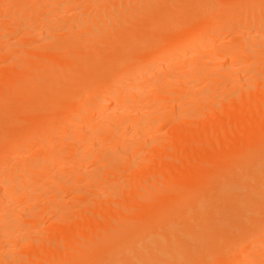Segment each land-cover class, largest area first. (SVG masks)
<instances>
[{
	"label": "rangeland",
	"instance_id": "rangeland-1",
	"mask_svg": "<svg viewBox=\"0 0 264 264\" xmlns=\"http://www.w3.org/2000/svg\"><path fill=\"white\" fill-rule=\"evenodd\" d=\"M73 1L72 0H40V1L39 0H33V1L32 0H0V99H2L0 100V210L3 211L0 212L1 215L0 223H2V225H0V264H27V263L45 264V262L47 264H57L60 258L62 262L64 261L71 262L73 261L74 258L76 261L83 258L81 256L80 258L78 255L84 254V257L85 255H90L89 253H91L90 251L92 250L91 246L96 245V243H98L97 241L101 240L102 237H104L105 235L116 236L118 232L121 230L120 228L121 226H119V224L120 225L124 224L123 221H126L125 223L129 224L127 222L128 220L129 222H131L130 223L131 225H135V223L142 222L141 223L142 225L146 220V217L144 218L142 217L144 220L141 219V215H143L144 212H147V210L151 211L150 213H153L155 210L157 212H160L163 206H166V204L164 205V201H165L164 198H167L168 194H171V192L169 191L170 184L176 183L178 181V179L177 181H174L173 179H176L180 176L183 177L187 176L186 178L189 179L193 177L196 178L195 180H198L199 178L201 180V176L202 178L204 177V175L201 174L202 173L201 168H199V166L196 167L197 164H194V162L191 161L193 160L195 161L198 159L199 163L204 164L205 161L206 164H210V162L207 159L210 157L211 159L215 158L216 154L215 151L208 153L206 152L207 154H209L210 157L205 155L207 156V159L205 160L204 158L205 156L203 157L200 155L202 158V160H200V158L197 156L200 153L193 151L192 147H190V145L193 146L194 141H197L195 139L198 137V135H196L197 133H199V137H204V135L210 134L208 130L209 128H211L212 123L217 124L218 122L220 124H223L225 123V120L230 121V119H232L231 115H233L232 117H234L235 119L236 116H238L239 114L235 115V113L232 112L234 111V109L236 110V106L240 104V101H242V104L245 105L244 106L245 109L243 106L239 109H244L246 114L245 112L240 110L241 111L240 114L242 115L239 116L240 117L246 116L248 119L247 124L248 122L249 123L254 122L257 118H259L258 116H260L259 111L256 112L254 111L257 109L258 101L259 102L264 101L263 99L264 90L262 89L264 88V75H263L264 74V69H263L264 68V25H263L264 21L261 24L263 25L262 27L257 26V28L261 29L260 30L255 27L254 29L252 27L247 28L246 24L243 25L244 21L242 22L241 17H240L241 19L238 18L240 21H237V19L235 18L236 22L239 23L238 24L235 22V25L238 24V26H236L238 32L236 31L235 28H233L235 30L234 32L233 29L232 31L230 30L231 28L227 30L228 27L224 29L223 32H220V28L223 27L222 21L225 20L224 16H227V14H229L227 13V11L233 14L232 12L234 11L233 7L235 8L236 6H238V4L244 5L243 4L244 2L242 4H240L239 1L236 2L234 0H232V2L230 3L228 2L226 9L227 11L224 12L223 10L225 9H223L220 12V14H223V16L219 15L218 17H216L214 22L211 23V25L209 24L210 26L209 25L207 26L206 31L208 32L205 33L206 37H203L204 36L203 35L198 40L199 43L198 41L197 42L195 41L192 43V45L190 43L188 44L186 43L185 45H183L181 51H177L174 54L176 55L175 56L176 59L175 57H172L173 58L172 60L171 58H169L168 61H166L167 60L166 59L165 60L166 64H164L165 62H162L163 64H160L161 62L158 59L157 61L159 62L154 61L152 64H150L151 67L148 66L149 64L146 66L144 65L145 66L143 67L144 69H140L141 71H137V73L132 75V77L130 75L128 78H126L127 79L126 81L120 80V82H118L115 81V79L117 78L116 75L124 66L139 64V62H136V60L132 61L130 59H128L127 61L124 59V61L126 62L124 61L118 62L117 60L118 55L124 54L125 53L124 49H127L128 51L131 52L137 51V53L138 50L143 53L152 51L153 55L155 56L157 54H160L159 49L162 46V39L164 40L165 38L164 35L166 36L168 33V32L165 33L164 31H169V27L170 28L178 27L186 24L193 25L194 23L196 25L199 24L200 19H198L199 17L198 11L201 8L200 5L202 0H186L188 1L187 7L185 0L183 1L164 0L165 2H163V4L161 5L159 4L161 3L159 1L162 0L159 1L155 0V2L152 0L149 1L139 0L141 1V3L138 0H73ZM178 1L182 2L180 6L178 5L180 4L178 3ZM247 1L249 0H246L245 2ZM134 3L138 4V6ZM143 3L146 5V6L144 5L145 8L141 6L143 5ZM153 3L155 4L158 3L160 6L157 7L156 5L158 4L153 6ZM247 4L245 6H248ZM163 5L166 6L164 7ZM176 5L178 7H176ZM135 6H137L138 9L140 7V10H138L137 7ZM153 7L156 8L155 9L156 12L151 11L152 10L151 8ZM182 7L185 8L183 9ZM133 9L134 10L137 9L135 10V13H133L134 11ZM131 10L132 13L131 12L129 13V11ZM169 10L170 11L174 10L173 14L169 13ZM252 10L253 9L250 10L251 11L250 13L253 14L254 16H257V14L260 15L258 9L257 11H255L256 9L253 11ZM137 11L144 12L146 18L143 15L144 13L142 14L140 13L139 15L140 17L136 18L137 16L135 15H137L136 13ZM119 13L122 16L119 15ZM147 13H149V15ZM125 16H127V18ZM153 17H155V19ZM262 17H264V15ZM134 19H136L137 21L136 20L134 21ZM98 20H100L101 22ZM128 22L131 23L129 24ZM133 22H136V24ZM240 23H242L243 26L240 25ZM112 24H115V26ZM143 25L145 27H141ZM69 26L71 28H69ZM167 26L168 28L166 29ZM239 26L242 28H240ZM243 27L245 29H243ZM102 28L105 29L103 30ZM115 29L117 31L118 30H123V31H120V33L117 34L115 32ZM215 29L217 30V32H214L216 31ZM87 31L90 33H87ZM107 32H112L113 34L108 33L106 34V37L102 36L101 33L105 34ZM220 33H224V34L219 35ZM258 33L261 39L257 43L258 46L255 47L256 49L254 50V52L249 54V58L247 57L245 60H243V62L241 63L243 66L241 64L236 67L232 66V68H234L235 71L233 75L232 74L230 75L233 77H231L230 75L225 76L223 72L228 71L226 69H228L232 65L230 62H231V53L234 51L233 50L234 46L236 45L238 46V44L242 43L243 45H246V47L248 46V48H251L253 44L251 43V45H247L246 43L250 44V42H252L251 37L256 36ZM242 34H244V37ZM110 35H112V37ZM139 36L143 37L144 39H140ZM241 37H243L245 41H242ZM202 42L203 43L205 42L204 45L202 44ZM223 43H225V45H223ZM104 45L106 46L104 47ZM186 45L189 46L185 47ZM220 46H226V54H223L221 56L219 55L220 53H218L216 50ZM131 52L129 54H131ZM177 53L179 54L182 53V55H179ZM104 54L107 55L105 56ZM108 55H110V57H108ZM102 56L103 58L101 59ZM111 56L114 57L111 58ZM160 56L162 57V55ZM246 56H248V54ZM109 58L111 60H109ZM99 59H101L102 62L101 61L98 62ZM44 60L46 61L44 62ZM33 61L36 64H34ZM218 61H220L221 63L218 66L216 65L217 69H219L220 71L222 70V72L220 73V75L218 74L219 76L218 75L215 76V78L217 79L215 80L214 78L211 79V81L214 80L212 81L213 82L212 84L210 83L211 82L210 80H208V82H205L203 79H202L203 81L200 79L194 80L195 83H193L194 82L193 79L196 78L197 72L199 73L202 72V69L204 70L207 68L211 69L213 65L211 67L209 65ZM106 62L109 64H105ZM192 62L195 64H193ZM207 62L208 64H206ZM157 63L158 65H156ZM101 64L104 66H102ZM153 65L156 66L153 68ZM117 69L118 71L116 72V74L115 73L113 74L112 72ZM240 73L242 75H240ZM191 74L193 75L195 74L196 76H193ZM74 76L76 79L73 78ZM107 79H109V81L110 80L115 81L114 84L116 87L113 84L110 85V82L111 83L113 82L112 81L108 82ZM173 79L175 81H172ZM104 80L107 81L108 84ZM167 80H170L174 84L175 82L177 83L179 82V84H177L176 86L173 84L170 87L165 88L163 84L167 82ZM237 80L239 82H237ZM190 82H192V84H189ZM183 83H186V85ZM106 84L112 88V89L109 88V91H112V94H114L115 96L121 97L122 101L116 100L115 99L116 97L115 98L112 97L113 99L111 97L110 98L108 97V99L111 100H109L108 102L106 98V102L104 101L105 99L103 97L104 92H102L101 90L103 89L107 90L106 89L107 86L105 87ZM240 84L243 85L241 86ZM101 86L102 89L100 90ZM239 86H241V88ZM258 88H260L259 90L263 92L258 91ZM172 90L174 91L176 90L175 92L176 95L175 94L171 95ZM246 90L249 91L250 93H248ZM256 91H258L257 93L259 95H257ZM125 92H127L126 93L127 95H125ZM130 92L131 93L135 92L137 93V95L136 94L131 95ZM164 93L166 94L164 95ZM242 94L243 96H245L246 94V97H244V99ZM162 95L165 98H163ZM184 95L186 96V99H183L182 96ZM155 96L160 99L158 101L155 100L157 101L156 105H155V101L153 100L156 99ZM174 96H176V98H174ZM256 96L259 98H257ZM95 98L97 100V103L96 101H94ZM100 98L103 99L102 101L104 102V104L103 102H98L101 101ZM144 98L147 100H145ZM161 98H163L162 102H159L161 101ZM169 98H171V100H169ZM256 98L258 99V101H256L257 100ZM200 99H202L203 101ZM123 100H125L126 103ZM148 100L151 101L153 100L152 104L150 103L151 106L149 105L150 107H152L149 108L150 110L148 108L145 109V107H143L144 105L149 104ZM196 102L197 104H194ZM95 104H99V105H95ZM247 105H250L251 107L250 106L248 107ZM252 105L254 106V108L255 107L256 108L253 109ZM115 108L118 111L115 110ZM135 108L140 109V112L142 111L143 113L142 112L139 113V110L138 109L135 110ZM239 109H237L238 113H239ZM73 111L75 112L72 113ZM174 111L175 113L173 114ZM226 111L230 116V117L228 116V118ZM247 111L249 112L247 113ZM250 111H253L252 114H250L252 116L247 115L251 113ZM113 112L118 114L117 117L120 114V120H118V118L116 117H113ZM70 113H72L73 116H75V118L73 117L74 119L72 118V115H69ZM201 113L203 114V116H201ZM140 114L142 115L140 116ZM221 114L225 116L224 119L223 118L220 119V117L223 116ZM108 115L110 118L113 117L114 120L115 119L117 120V121L115 120L116 124L121 123L125 126H129L128 128L130 129L132 127V129L129 130L126 129V127L125 129L118 128L115 129V131L112 130L113 133L108 132L111 135H106L107 133L105 134V132H102L104 130L102 128L104 126H107V123L112 121V119L110 120ZM151 115L153 118H151ZM217 115L220 116L217 117ZM143 117L145 118V120H147L146 118L149 119V122H147L148 127H146V125L143 124L145 126H143L144 128L140 130L142 128L141 123L144 122ZM105 118L108 119L109 121L106 120ZM62 119L67 120V123L70 124L67 125L66 121L63 122ZM150 119H153V121L155 122H152V120ZM138 120L139 121L141 120L140 121L141 123ZM98 121H100V123H98ZM207 121L211 122V124L206 123ZM103 122H105L106 124L104 125ZM149 123L151 125H154L153 123H158V124H155L154 126H149ZM199 123L201 124L199 125ZM102 124L104 125L103 127H101ZM129 124L132 126H130ZM134 124H137L136 128L139 126L141 128L139 127L138 129L134 130L133 127L135 126ZM138 124L140 125L138 126ZM194 124H196L197 126ZM119 126L117 125V127ZM196 127H198L199 129L198 128L195 129ZM116 130L119 132L116 133L117 132ZM158 130L160 132H158ZM40 131H42V133ZM138 131L140 133L137 134L136 132ZM195 131L196 133H194ZM101 132L104 135L101 136L100 134ZM141 133L142 135H140ZM240 134H242V132ZM243 134L242 135L237 134L238 135L237 137L241 136L247 138L248 133L244 132ZM96 136L99 138H96ZM100 137H102L103 140L100 139ZM207 137L208 136H206V138ZM214 137H211L210 139ZM133 138L135 141L133 140ZM141 138L142 139L144 138L143 141H140ZM145 138H147L149 141L146 142L147 140H145ZM187 138H189L190 140ZM232 138L233 137L231 138L228 137L229 140L234 139ZM215 139L214 141H217V139L216 140ZM236 139L239 140V138ZM98 140L100 141L102 140V141L100 142ZM172 140H174L173 142H175V144L173 143V145L171 143ZM238 140L235 141L238 142ZM130 141L131 144H129ZM209 141H206V139L204 141L206 142L207 146L209 145L208 144ZM235 141L233 140L231 142L236 143ZM210 142L211 144L214 145L212 141ZM124 143L125 145H123ZM137 143L140 145L137 146ZM183 144L191 148L190 152H192V154L193 152H195L194 155H191L194 159L189 157L190 158L188 159L189 161H186L185 157L186 155H188L187 153L189 148H186ZM95 148L96 150L97 149L98 150L96 151ZM172 148H174L173 149L174 152L171 150ZM196 148L198 149V147ZM100 149L102 150L100 151ZM122 149H124L126 152H129V154H131L130 155L132 157L131 162H130V156H128L129 158L127 157L122 159L121 157L123 155L121 156L120 153L117 154L121 150V153L123 152L124 154L129 155ZM185 149L187 151L186 154L181 153L183 150L185 151ZM201 149L204 151L203 148ZM131 150L133 151V154L132 152L130 153ZM160 151L161 153H159ZM175 151L176 152L179 151L178 153L183 154L185 157L182 158L181 156L183 155L180 156ZM165 153H167V155ZM211 154H215V155H211ZM81 155H83L82 156L83 158L81 157ZM118 155H120V157ZM126 155L124 157H126ZM174 156L175 158L177 156L178 159L177 158L175 159ZM53 157H60L61 159L59 158L58 162H54L52 159ZM168 157H170V159ZM119 158H121V160H119ZM141 158L143 160H141ZM164 159H166L167 161H164ZM123 160H128V161L123 162ZM175 160L178 161V163L179 161L183 162L181 165L184 168L185 167L184 164H185L187 170L181 169V166L179 165L176 166L177 164H175L176 163ZM186 162L189 163L190 165H195V166L190 167ZM130 163L132 165H130ZM143 163L147 164L148 166L144 165ZM126 164L129 165L127 166ZM167 164L170 165L169 169H171L170 171L168 169L165 170L166 172H168V175L166 174L165 171H163V168H159L160 166H164ZM34 166H36L37 168L35 169ZM42 166L47 169H42L43 168ZM172 166L175 167V169L177 170L176 171L173 170ZM205 166L203 167L206 168L207 170L208 167ZM154 167H155L154 170H157L159 168L158 169L159 172L162 173V174L160 173V175H162L160 176L162 179L159 178V175L158 176L154 175L155 174L153 173ZM145 171H147L146 172L147 174L145 173ZM173 171H175L176 174ZM177 171L181 173L179 174L177 173ZM148 173L150 175H148ZM198 175L200 177H198ZM186 178L185 179L179 178V179L188 180ZM151 179H153L156 182L151 181ZM29 180L30 182L27 183ZM63 181H65L66 184L63 185L64 183ZM22 182L24 184H22ZM146 182H149L148 184L153 185V188H155L156 190L150 188V186L147 185ZM160 182L162 184H160ZM50 185L52 187H50ZM93 185L94 186L96 185L95 188H93L94 187ZM158 185L160 186L162 185V186L157 187ZM73 186L75 188H73ZM131 186L133 189L132 192H131ZM201 186L207 187L208 182H204V184H202ZM55 187H57L58 189ZM89 187L92 188L93 190L90 189ZM197 187H200V184L197 185ZM32 190L33 192L34 191L36 192L30 194L29 191L32 192ZM28 192L29 195L27 196L24 195L25 193ZM45 192L47 195L44 194ZM125 192L127 194H125ZM152 193H154V195ZM120 194L121 197H119ZM160 195H162L161 196L162 200L159 199ZM128 196H130V199H132V201L129 200ZM25 197H27V199ZM110 197L115 199L113 200ZM118 198H121L124 201L122 202V200L121 199L119 200ZM110 199L114 201L116 204L114 202L112 203ZM130 203L132 204V206H134V209ZM125 204L127 205L128 208L130 207L132 208V210L131 208L129 209L130 213L131 211L133 212V210L137 211V212L134 211V213L131 214L132 216H134L133 218H131V215L129 214L130 215L129 218L131 220L129 218H126L128 216L126 215L127 213L125 212L127 211L125 210H128V208L125 206ZM137 205H139V208L136 207ZM109 206H115L113 208L118 216L116 215V213L112 211L113 208L112 207L110 208ZM102 208H106V209L103 211ZM142 208H145L144 210H146L147 208V210L141 213L140 215L138 211H143ZM16 211L18 214H15ZM96 211L99 212L95 214ZM85 212L87 213V215ZM101 213H105V214L103 215ZM109 213H111V215ZM112 213H114L116 217L119 218L118 219L115 218V215H113ZM153 214H155L154 217L157 218V213L154 212ZM85 215L87 219L82 218V216L84 217ZM94 215H98V217ZM109 216H111V220H112L111 222L107 220ZM120 216L121 217L124 216V217L120 219L121 218ZM101 217H104V222H106V224H103L104 222L101 220L102 219ZM138 217H140L141 221L140 219H137ZM154 217H151L150 219H155ZM78 219L85 226L79 224L80 222H78ZM83 219L87 220V222L90 223V226H88L89 224H87L86 226V222ZM1 220L4 222H2ZM91 222H93V224ZM95 222L97 223L96 224L97 228H94ZM74 224L77 228L74 226ZM126 224L122 226H128ZM108 225L111 226V229H109L110 227H108ZM106 227L107 229H105V231H101ZM62 228H66V230L64 229V231L61 232L60 230H62ZM74 228L76 230L78 229L80 230L82 228H86V229L85 231L80 230V234H79V233H75L76 231ZM124 228H128L127 230L129 231L131 226L123 227V229ZM97 229H99V235L98 232H96ZM53 230H55L54 231L55 233L53 232ZM79 230L77 232H79ZM114 230L118 232L117 233L113 232ZM91 231H94V233L93 232L92 233L98 236L97 237L95 236L94 238L90 239L88 234L91 233ZM100 231L102 233H100ZM104 232H108V233H104ZM76 234L80 235L81 238L83 237V239L85 240L80 239L79 238L80 236H77ZM61 237L64 239H62ZM87 237L90 241L87 239ZM68 238H70V241L68 240ZM263 238L262 240L264 243ZM73 239L74 241L76 240L77 242L76 241L74 242ZM63 242L67 243L63 245L64 247H62L61 245ZM259 242L260 241H257L254 245L252 244L249 247L250 248L249 251H247L248 248H246V252L244 251V253H246L245 256L249 255L248 257L250 258H246L249 261H251L252 258L253 260L260 259V257L264 255V250L261 249L263 243L261 241L262 244L261 245ZM54 244L57 246H55ZM70 247H72V249H77L78 253L75 250H73V252L69 250ZM24 251L27 252L25 253ZM65 251L67 252L64 253ZM63 257L64 258L69 257L70 259L68 258L69 260H63ZM71 263L76 264L74 262Z\"/></svg>",
	"mask_w": 264,
	"mask_h": 264
},
{
	"label": "bare ground",
	"instance_id": "bare-ground-1",
	"mask_svg": "<svg viewBox=\"0 0 264 264\" xmlns=\"http://www.w3.org/2000/svg\"><path fill=\"white\" fill-rule=\"evenodd\" d=\"M33 1V0H32ZM40 1V0H39ZM73 1V0H72ZM139 1V0H138ZM146 1V0H145ZM149 1V0H148ZM152 1H154L155 2V0H152ZM157 1H159V0H157ZM156 1V2H157ZM179 1H183V0H179ZM178 1V3H180V4H178V3H176V4H178L179 6L181 5V3L182 2H179ZM234 1H236V2H238L239 1V3L240 4H242L243 2V4L244 5H239L238 4V6H236L235 8L233 7V9H234V11H232L233 12V14L232 13H230L229 11H227L226 9H227V4H228V2L230 3V2H232V0H202L201 1V8L199 9V11H198V13H199V17H198V19H200V21H199V24H186V25H181V26H178V27H169V31H164L165 33L166 32H168L167 33V35L165 36L164 35V40L162 39V46H161V48L159 49L160 50V54H157L156 56L155 55H153V53H152V51H149V52H145V53H143V52H140L139 50H138V53H137V51H135V52H131V51H128L127 49H124V54H119L118 55V58H117V60H118V62H122V61H124V59L127 61L128 59H130V60H136V62H139V64L138 65H127V66H124L118 73H117V80L115 79V81H118V82H120V80H127L126 78H128L130 75H131V77H132V75H134L135 73H137V71H141L140 69H144L143 67H145L146 65H148L149 67H151L150 66V64H152L154 61H157L158 59H159V61L161 62L160 64H163L162 62H165V60L166 61H168V59L169 58H171V60L173 59L172 57H175L176 55H174L177 51H181V48L183 47V45H185L186 43L188 44V43H190L191 45H192V43L193 42H197L203 35V37H206V35H205V33H207L208 31H206L207 30V26L210 24L211 25V23H213L214 22V20L216 19V17H218L219 15H222L223 16V14H220V12L223 10V9H225V10H223L224 12L225 11H227V13H229V14H227V16H224L225 17V20L224 21H222L223 23V27L222 28H220V27H217V28H220V32H223V30L224 29H226L227 27V30L229 29V28H231L230 30L232 31V29L233 28H235L236 29V31H237V27L236 26H238V22H236V19H237V21H240L239 19H241L242 20V22H243V25L244 24H246L247 25V28H249V27H252L253 29H254V27L255 28H257V26L258 27H262L263 25H261L262 24V22L264 21V17H262L264 14V0H249V1H247V2H245L244 0H234ZM233 1V2H234ZM19 2V1H18ZM73 2H75V1H73ZM93 2V1H92ZM140 3H141V1H139ZM159 2H161V3H159L160 5L161 4H163V2H165L164 0H162V1H159ZM132 3V2H131ZM130 3V4H131ZM185 3L187 4L188 3V1H186L185 0ZM248 5V6H245L246 4ZM249 3H251V4H249ZM134 4H136V3H134ZM149 4V3H148ZM156 4H158V3H156ZM155 3H153V6L154 5H156ZM156 5L157 7H159L160 5ZM165 4V3H164ZM175 4V3H174ZM186 4H183V5H186ZM3 5V4H2ZM5 5V4H4ZM27 5V4H26ZM137 6H138V4H136ZM144 3H143V5H141V6H143L144 7ZM151 5V4H150ZM150 5H149V7H150ZM116 6V5H115ZM125 6V5H124ZM133 6V5H132ZM137 6H135V7H137ZM140 6V5H139ZM146 6V5H145ZM164 6V5H163ZM162 6V7H163ZM166 6V5H165ZM164 6V7H165ZM174 6V5H173ZM188 6V4L186 5V7ZM242 6V7H241ZM148 7V6H147ZM175 7V6H174ZM176 7H178L177 5H176ZM238 7V8H237ZM145 8V7H144ZM179 8H181V7H179ZM183 8V7H182ZM185 8V7H184ZM183 8V9H184ZM2 9V8H1ZM131 9V8H130ZM137 9H138V7H137ZM137 9H135V10H137ZM148 9V8H147ZM146 9V10H147ZM152 10V12H156L155 11V9L156 8H151ZM170 9V8H169ZM251 9H253V10H255V11H257V9L259 10V14L260 15H258L257 14V16H254L253 14H251L250 12V10ZM134 10V9H133ZM135 10L133 11V13H135ZM138 10H140V7H139V9ZM175 10V9H174ZM174 10H172V11H170L169 10V13H172L173 14V12H174ZM252 10V11H253ZM120 11H121V9H120ZM128 11V10H127ZM143 11H145V10H143ZM178 11V10H177ZM132 13V10L131 11H129V13ZM167 12H168V10H167ZM82 13V12H81ZM84 13V12H83ZM87 13V12H86ZM122 13V12H121ZM137 13V15H135V16H137L136 18H138V17H140L139 15H140V13L142 14V13H144V12H139V11H137L136 12ZM150 13V12H149ZM149 13H147L148 15H149ZM80 14V13H79ZM226 14H224V15H226ZM262 14V15H261ZM116 15V14H115ZM115 15H114V17H115ZM119 15H121L120 13H119ZM128 15V14H127ZM133 15V14H132ZM144 16H145V18H146V15H145V13L143 14ZM152 15V14H151ZM122 16V15H121ZM160 16V15H159ZM126 18H127V16H125ZM124 17V18H125ZM134 17V16H133ZM227 17V18H226ZM241 17V18H240ZM125 18V19H126ZM142 18V17H141ZM145 18H143V19H145ZM154 19H155V17H153ZM161 18V17H160ZM236 18V19H235ZM239 18V19H238ZM152 19V18H151ZM221 19V18H220ZM228 19V20H227ZM102 20V19H101ZM124 20V19H123ZM136 19H134V21H135ZM153 20V19H152ZM218 20V19H217ZM227 20V21H226ZM68 21V20H67ZM78 21H80V20H78ZM98 21H100V20H98ZM112 21V20H111ZM137 21V20H136ZM157 21V20H156ZM101 22V21H100ZM106 22V21H105ZM131 22H132V20H131ZM131 22H128L129 24L131 23ZM153 22V21H152ZM217 22V21H216ZM235 22L236 23H238V24H236L235 25ZM82 23H83V21H82ZM133 23H135L136 24V22H133ZM132 23V24H133ZM117 24V23H116ZM153 24H155V23H153ZM225 24V25H224ZM70 25H71V23H70ZM80 25V24H79ZM85 25V24H84ZM109 25V24H108ZM112 25H114L115 26V24H112ZM122 25V24H121ZM134 25V24H133ZM150 25H152V24H150ZM209 25V26H210ZM235 25V26H234ZM240 25H242V23H240ZM242 25V26H243ZM246 25H245V27H246ZM87 26V25H86ZM113 26V27H114ZM128 26V25H127ZM138 26V25H137ZM147 26V25H146ZM103 27V26H102ZM123 27V26H122ZM129 27V26H128ZM141 27H145L144 25L143 26H141ZM240 27V26H239ZM69 28H71L70 26H69ZM124 28V27H123ZM168 28V26L166 27V29ZM240 28H242V27H240ZM252 28H250V29H252ZM77 29V28H76ZM75 29V30H76ZM103 29V28H102ZM105 29V28H104ZM103 29V30H104ZM125 29H127V28H125ZM136 29V28H135ZM139 29V28H138ZM155 29V28H154ZM243 29H245L244 27H243ZM257 29H260V28H257ZM66 30V29H65ZM65 30H63V31H65ZM83 30V29H82ZM140 30H142V29H140ZM213 30V29H212ZM216 30V29H215ZM240 30V29H239ZM261 30V29H260ZM84 31V30H83ZM97 31V30H96ZM110 31V30H109ZM120 31H123V30H116L115 29V32L118 34V33H120ZM235 30L233 29V32H234ZM248 31V30H247ZM49 32V31H48ZM74 32V31H73ZM113 32H114V29H113ZM144 32V31H143ZM214 32H217V30L216 31H214ZM225 32V31H224ZM238 32V31H237ZM249 32H250V30H249ZM263 32V31H262ZM61 33V32H60ZM87 33H90V32H88L87 31ZM93 33V32H92ZM96 33H98V32H96ZM108 33H112V32H107V33H101L102 34V36H105L106 37V34H108ZM122 33V32H121ZM147 33V32H146ZM245 33V32H244ZM257 33V32H256ZM83 34V33H82ZM101 34H99V35H101ZM113 34V33H112ZM116 34V35H117ZM127 34H129V33H127ZM138 34V33H137ZM149 34V33H148ZM224 33H220L219 35H223ZM252 34V33H251ZM60 35H62V34H60ZM94 35H96V34H94ZM99 35H98V37H99ZM115 35V34H114ZM156 35H158V34H156ZM214 35V34H213ZM243 35V37H244V34H242ZM67 36V35H66ZM69 36V35H68ZM76 36V35H75ZM75 36H73V37H75ZM85 36V35H84ZM87 36V35H86ZM111 37H112V35H110ZM119 36V35H118ZM140 37V36H139ZM138 37V38H139ZM156 37V36H155ZM219 37H221V36H219ZM235 37H237V36H235ZM243 37H241V39H242V41H245V39H243ZM64 38V37H63ZM93 38V37H92ZM146 38V37H145ZM207 38H209V37H207ZM246 38V37H245ZM248 38H250V37H248ZM85 39H86V37H85ZM114 39V38H113ZM136 39H137V37H136ZM140 39H144L143 37H140ZM240 39V40H241ZM251 41L252 42H250V44H248V43H246L247 45H251V43L253 44L252 45V47L251 48H248V46L246 47V45H243L242 43L241 44H238V46L236 45V46H234V48H233V52L231 53V66L228 68V69H226V70H228V71H225V72H223L224 74H225V76H228V75H230V74H232L233 75V73H234V68H232V66L233 67H236V66H238V65H240L242 62H243V60H245L247 57L249 58V54L250 53H253L254 52V50L256 49L255 47L256 46H258L257 45V43L259 42V40L261 39V37H260V35H259V33L256 35V36H254V37H251ZM64 40H66V39H64ZM95 40V39H94ZM122 40V39H121ZM120 40V41H121ZM119 41V40H118ZM79 42V41H78ZM125 42V41H124ZM206 42V41H205ZM204 42V43H205ZM234 42V41H233ZM236 42V41H235ZM61 43V42H60ZM145 43H147V42H145ZM198 43H199V41H198ZM204 43L202 42V44L204 45ZM215 43V42H214ZM77 44V43H76ZM104 44V43H103ZM261 44V43H260ZM109 45V44H108ZM118 45H120V44H118ZM206 45V44H205ZM209 45H210V43H209ZM223 45H225V43H223ZM98 46H101V45H98ZM106 45H104V47H105ZM187 46H189V45H186L185 47H187ZM212 46V45H211ZM261 47V46H260ZM119 48V47H118ZM159 48V47H158ZM44 49V48H43ZM98 49V48H97ZM121 49V48H120ZM184 49V48H183ZM215 49V48H214ZM82 50V49H81ZM130 50V49H129ZM133 50H135V49H133ZM217 50V52L218 53H220L219 55L221 56V55H223V54H226V46H220L219 48H217L216 49ZM231 50V49H230ZM104 51V50H103ZM119 51V50H118ZM158 51V50H157ZM184 51V50H183ZM189 51H191V50H189ZM204 51V50H203ZM73 52V51H72ZM131 52V54H129ZM93 53V52H92ZM154 53H156V52H154ZM183 53V52H182ZM182 53H177V54H179V55H182ZM187 53V52H186ZM193 53V52H192ZM207 53V52H206ZM63 54V53H62ZM84 54V53H83ZM94 54V53H93ZM184 54V53H183ZM248 54V56H246ZM72 55V54H71ZM75 55V54H74ZM85 55V54H84ZM103 55V54H102ZM105 56L107 55V54H104ZM160 55H162V57L160 56ZM174 55V56H173ZM179 55H178V57H179ZM192 55V54H191ZM63 56V55H62ZM99 56H100V54H99ZM104 56V57H105ZM116 56V55H115ZM246 56V57H245ZM77 57H78V55H77ZM108 57H110V55H108ZM112 57H114V56H111V58ZM158 57V58H157ZM194 57V56H193ZM223 57V56H222ZM229 57V56H228ZM103 58V56L101 57V59ZM195 58V57H194ZM89 59V58H88ZM101 59H99L98 60V62L99 61H101L102 62V60ZM119 59H120V61H119ZM175 59H176V57H175ZM79 60V59H78ZM92 60V59H91ZM109 60H111L110 58H109ZM115 60V59H114ZM129 60V61H130ZM162 60V61H161ZM46 60H44V62H45ZM80 61V60H79ZM116 61V60H115ZM126 61H124V62H126ZM159 61H157V62H159ZM199 61V60H198ZM34 62V61H33ZM105 62V61H104ZM112 62V61H111ZM189 62V61H188ZM81 63V62H80ZM193 63V62H192ZM197 63V62H196ZM221 62L220 61H218V62H215V63H213V64H211V65H209L210 67H211V69L209 68H207V69H202L203 68V66H202V72H197V76L194 74H191V75H193V76H196V78H194L193 79V81L194 80H204L205 82H208V80H210L211 81V79H213L214 78V80L215 79H217V78H215V76H217L218 74L220 75V73L222 72V70L220 71L219 69H217V66L220 64ZM34 64H36L35 62H34ZM104 64V63H103ZM105 64H109V63H105ZM104 64V65H105ZM164 64H166V62L164 63ZM183 64V63H182ZM193 64H195V63H193ZM206 64H208V62L206 63ZM260 64V63H259ZM84 65V64H83ZM87 65H89V64H87ZM96 65V64H95ZM102 65V64H101ZM104 65H102V66H104ZM145 65V66H144ZM156 65H158V63L156 64ZM156 65H153V68L156 66ZM203 65V64H202ZM215 65V66H214ZM217 65V66H216ZM242 65V64H241ZM261 65V64H260ZM75 66V65H74ZM222 66H224V65H222ZM243 66V65H242ZM27 67H29V66H27ZM88 67H90V66H88ZM101 67V66H100ZM99 67V68H100ZM159 67V66H158ZM163 67V66H162ZM194 67V66H193ZM205 67V66H204ZM216 67V68H215ZM220 67V66H219ZM164 68V67H163ZM212 68H213V70H212ZM215 68V69H214ZM223 68H225V67H223ZM256 68H258V67H256ZM221 69V68H220ZM264 69V68H263ZM148 70V69H147ZM204 70V71H203ZM256 70V69H255ZM118 71V69L117 70H115V71H113L112 73L114 74H116V72ZM224 71V70H223ZM262 71V70H261ZM142 72H144V71H142ZM160 72V71H159ZM244 72V71H243ZM108 73V72H107ZM140 73V72H139ZM246 73V72H245ZM261 74V73H260ZM262 74H263V72H262ZM152 75V74H151ZM154 75V74H153ZM218 75V76H219ZM240 75H242L241 73H240ZM264 75V74H263ZM53 76V75H52ZM94 76V75H93ZM98 76H100V75H98ZM162 76V75H161ZM231 76V75H230ZM235 76V75H234ZM31 77V76H30ZM46 77V76H45ZM110 77V76H109ZM137 77H138V75H137ZM159 77V76H158ZM231 77H233V76H231ZM73 78H75V76L73 77ZM91 78H92V76H91ZM112 78V77H111ZM192 78V77H191ZM198 78V79H197ZM235 78V77H234ZM239 78V77H238ZM76 79V78H75ZM103 79V78H102ZM110 79V78H109ZM109 79H107L108 80V82H110V81H112V80H110L109 81ZM119 79V80H118ZM133 79V78H132ZM160 79V78H159ZM158 79V80H159ZM175 79V78H174ZM172 80V81H175V80ZM39 80V79H38ZM89 80H91V79H89ZM131 80V79H130ZM187 80V79H186ZM202 80V81H203ZM214 80H212V81H214ZM227 80H229V79H227ZM233 80V79H232ZM35 81V80H34ZM56 81V80H55ZM80 81V80H79ZM105 81V80H104ZM115 81H112L113 83H111L110 82V85H114L115 86V84H114V82ZM140 81V80H139ZM209 81V82H210ZM210 82L211 84L213 83V82ZM236 81V80H235ZM40 82V81H39ZM106 83H107V81H105ZM117 82V83H118ZM122 82V81H121ZM124 82V81H123ZM153 82V81H152ZM165 82V81H164ZM163 82V83H164ZM197 82H200V81H197ZM204 82V83H205ZM231 82H233V81H231ZM230 82V83H231ZM237 82H239L238 80H237ZM193 83H195V81L193 82ZM31 84V83H30ZM42 84V83H41ZM108 84V83H107ZM105 85V87H106V89L108 90H105V89H103V90H101L102 89V86H101V88H100V90L102 91V92H104V94L103 93H101V94H103V97L105 98L104 99V101L106 102V98H107V100H108V102H109V100H111V99H108V97L110 98H112V97H116L115 99L116 100H121L122 101V98L121 97H118V96H115L114 94H112V91H109V88H111L109 85ZM123 84V83H122ZM130 84V83H129ZM144 84V83H143ZM174 83H172L170 80H167V82H165L163 85H164V87L165 88H167V87H170L171 85H173ZM177 84H179V82L177 83V82H175V86L177 85ZM183 84H185L186 85V83H183ZM189 84H192V82H190ZM67 85V84H66ZM117 85V84H116ZM132 85V84H131ZM188 85V84H187ZM241 86L243 85V84H240ZM7 86V85H6ZM27 86V85H26ZM62 86H64V85H62ZM119 86V85H118ZM140 86V85H139ZM138 86V87H139ZM238 86V85H237ZM241 86H239L240 88H241ZM8 87V86H7ZM116 87V86H115ZM120 87V86H119ZM187 87V86H186ZM68 88V87H67ZM104 88V87H103ZM114 88V87H113ZM122 88H123V86H122ZM135 88V87H134ZM193 88V87H192ZM202 88V87H201ZM211 88V87H210ZM48 89V88H47ZM97 89H99V88H97ZM112 89V88H111ZM164 89V88H163ZM162 89V90H163ZM190 89V88H189ZM247 89V88H246ZM260 88H258V91H260L259 90ZM263 90H264V88H262ZM61 90V89H60ZM71 90V89H70ZM83 90V89H82ZM132 90H133V88H132ZM139 90V89H138ZM183 90V89H182ZM191 90V89H190ZM203 90V89H202ZM240 90V89H239ZM107 91V92H106ZM130 91V90H129ZM140 91V90H139ZM174 93H173V92ZM171 91V95L172 94H175V92H176V90L174 91V90H172ZM184 91V90H183ZM211 91V90H210ZM247 91V90H246ZM258 91H256V93L258 92ZM89 92V91H88ZM136 92V91H135ZM135 92H133V93H131L130 92V94L132 95V94H136L137 95V93H135ZM138 92V91H137ZM188 92V91H187ZM202 92V91H201ZM207 92V91H206ZM205 92V93H206ZM248 93H250L249 91H247ZM254 92V91H253ZM260 92H263V91H260ZM3 93V92H2ZM49 93H51V92H49ZM97 93H99V92H97ZM127 92H125V95H127L126 94ZM151 93V92H150ZM163 93V92H162ZM169 93H170V91H169ZM192 93V92H191ZM241 93H242V91H241ZM240 93V94H241ZM95 94V93H94ZM166 93H164V95H165ZM180 94V93H179ZM190 94V93H189ZM262 94V93H261ZM170 95V94H169ZM170 95V96H171ZM176 95V94H175ZM185 95H187V94H185ZM182 96L183 97V99H186V96ZM208 95V94H207ZM257 95H259L258 93H257ZM263 95V94H262ZM90 96V95H89ZM98 96V95H97ZM157 96V95H156ZM155 96V98L156 99H153L154 101L155 100H160L159 98H157ZM242 96H243V94H242ZM252 96H255V95H252ZM60 97V96H59ZM102 97V96H101ZM148 97H149V95H148ZM162 97L163 98H165L163 95H162ZM169 97V96H168ZM185 97V98H184ZM215 97V96H214ZM238 97V96H237ZM244 97H246V94H245V96H243V99H244ZM257 97V96H256ZM263 97V96H262ZM163 98H161V101H159V102H162V99ZM172 98V97H171ZM171 98H169V100H171ZM174 98H176V96H174ZM189 98V97H188ZM195 98V97H194ZM206 98V97H205ZM253 98V97H252ZM257 98H259V97H257ZM256 98V99H257ZM101 99V98H100ZM113 99V98H112ZM114 99V100H115ZM124 99V98H123ZM145 99V98H144ZM182 99V100H183ZM227 99V98H226ZM242 99V100H243ZM264 99V98H263ZM0 100H2V99H0ZM103 99H101V101H98V102H103L102 101ZM145 100H147V99H145ZM153 100L151 101V100H148L149 101V104H147V105H144V104H142V105H144L143 107H145V109L146 108H152V107H150L151 105H150V103L152 104V102H153ZM166 100V99H165ZM195 100V99H194ZM200 100H202V99H200ZM249 100H251V99H249ZM59 101V100H58ZM94 101H96V103H97V100H96V98H95V100ZM123 101H125V100H123ZM151 101V102H150ZM157 101H155V105H156V102ZM203 101V100H202ZM222 101V100H221ZM256 101H258V99L256 100ZM114 102V101H113ZM236 102V101H235ZM247 102V101H246ZM249 102V101H248ZM250 102H253V101H250ZM10 103V102H9ZM111 103V102H110ZM123 103V102H122ZM125 103H126V101H125ZM128 103V102H127ZM144 103H145V101H144ZM219 103H221V102H219ZM4 104V103H3ZM103 104H104V102H103ZM107 104V103H106ZM187 104H189V103H187ZM194 104H197V102L196 103H194ZM236 104H238V103H236ZM242 104V101H240V104H238L237 106H238V108H237V106H236V110L234 109V111L232 112V113H235V115L236 114H239V115H242V114H240V110H242L243 112H245L244 111V109H245V105H241ZM95 105H99V104H95ZM101 105V104H100ZM150 105V106H149ZM155 105H154V107H155ZM160 105V104H159ZM201 105V104H200ZM123 106V105H122ZM126 106V105H125ZM132 106V105H131ZM164 106V105H163ZM217 106V105H216ZM227 106V105H226ZM244 107V109H239V108H241V107ZM248 107L250 106V105H247ZM246 106V107H247ZM121 107V106H120ZM196 107V106H195ZM204 107V106H203ZM225 107V106H224ZM251 107V106H250ZM252 107H253V109H255L254 108V106L252 105ZM114 108V107H113ZM213 108V107H212ZM211 108V109H212ZM228 108V107H227ZM231 108V107H230ZM119 109H121V108H119ZM136 109H138V108H135V110ZM144 109V108H143ZM160 109V108H159ZM178 109V108H177ZM187 109V108H186ZM237 109H239V113H238V110ZM262 109V110H261ZM263 109H264V101L263 102H259L258 101V106H257V109L254 111V112H256V111H259L260 112V114L259 113H256V114H259L260 116H258L259 118H257L254 122H248V124H247V117L245 116V117H240L239 115L238 116H236V118L234 119V117H232L233 115H231V118L232 119H230V121L228 120V121H226L225 120V123H223V122H221V123H223V124H220V123H218L217 122V124H214V123H212V125H211V128H209V130H208V132L211 134V136H210V134H207V135H204V137H199V133H197L196 135H198V137L197 138H195L197 141H194L193 142V146L192 145H190V147H192V150L193 151H196V152H198V153H200L199 155H197L199 158H200V160H202V158H201V156H205V155H207V156H209V154H207L208 152H214L215 151V154H216V156H215V158H212L211 159V157L210 158H208L207 159V156H205L204 158H205V160L207 159L209 162H210V164H206V162L204 161V164L203 163H199V160L197 159V160H193V161H191V162H194V164H197L196 165V167L197 166H199V168H201V171H202V175H204V177L202 178V176H201V180H200V178L198 179V180H195L196 178H193V177H191L190 179L189 178H186L187 176H180V177H178V178H176V179H173L174 181H177V179H178V181L176 182V183H172V184H170V192H171V194H168V196H167V198H164V196H163V198L165 199V201H164V205L166 204V206H163V208H162V210L160 211V212H157L156 210L154 211L155 213H157V218L156 217H154V215L155 214H153V213H150L151 211H149V210H147V208H146V210H147V212H144V211H146V210H144L145 208H142L143 209V211H138L139 213H140V215H141V213H143L144 212V214L143 215H141V219H143L144 217H146V220L144 221V224H142L141 225V223L142 222H139V223H135V225H137V226H135V225H131L130 223L131 222H129L128 220H127V222L129 223V224H126L125 222L126 221H123L124 222V224H122V225H128V226H131V228H130V230L128 231L127 229L128 228H124L123 229V227H128V226H122V225H120L118 222V224H119V226H121L120 228H121V232L119 231H113V232H118V234L116 235V236H114V235H105L104 237H102V239L101 240H99V241H97L98 243H96V245H94V246H91V248H92V250L90 251L91 253H89L90 255H85V257H84V254L83 255H78L79 257L81 256V257H83V258H81L80 260H75V258L73 259V261H71V262H74V263H76V264H264V255L262 256V255H260V256H262V257H260V259H255V260H253V258H252V260L251 261H249L248 259H246V258H250V257H248V256H245V254L246 253H244V251L246 252V248H248V250L247 251H249V247L253 244H255L257 241H260L259 243L261 244V241H262V243H263V240H262V238H263V235H264V114H263ZM4 110V109H3ZM81 110H82V108H81ZM112 110V109H111ZM115 110H117L116 108H115ZM132 110V109H131ZM139 110V113H141L140 112V109H138ZM142 110V109H141ZM150 110V109H149ZM153 110V109H152ZM154 110H155V108H154ZM153 110V111H154ZM164 110V109H163ZM247 110V109H246ZM248 110H249V108H248ZM105 111V110H104ZM107 111V110H106ZM118 111V110H117ZM183 111V110H182ZM222 111V110H221ZM253 111H250L251 113H249V114H247L248 116H252V115H250V114H252V112ZM262 111V112H261ZM75 111H73L72 113H74ZM80 112V111H79ZM120 112V111H119ZM202 112V111H201ZM211 112V111H210ZM227 112V111H226ZM249 111H247V113H248ZM6 113H7V111H6ZM72 113H70L69 115H72V118L74 117L75 118V116H73V114ZM81 113V112H80ZM143 113V112H142ZM172 113V112H171ZM175 113V111L173 112V114ZM189 113V112H188ZM212 113V112H211ZM65 114H67V113H65ZM95 114V113H94ZM168 114V113H167ZM209 114V113H208ZM207 114V115H208ZM214 114V113H213ZM227 114V118H228V116H229V114H228V112L226 113ZM245 114H246V112H245ZM255 114V113H254ZM59 115V114H58ZM76 115V114H75ZM102 115V114H101ZM117 115L118 114H116V113H114L113 112V117H116V118H118V120H120V114H119V116L117 117ZM125 115V114H124ZM142 114H140V116H141ZM199 115V114H198ZM221 115H223V114H221ZM104 116H106V115H104ZM163 116V115H162ZM169 116V115H168ZM171 116H172V114H171ZM201 116H203V114L201 113ZM209 116V115H208ZM220 115H217V117H219ZM244 116V115H243ZM68 117H70V116H68ZM108 117H109V115H108ZM113 117L112 118H110V120L112 119V121L111 122H109V123H107V126H104L106 123L105 122H103L104 123V125L102 124V126L101 127H103L102 129H104L102 132H105V134L106 135H111V134H109L108 132H112V130H114L115 131V129H125V127H126V129H129V130H131L132 129V127H131V129L130 128H128L129 126H125V125H123V124H121V123H118V124H116V121L113 119ZM136 117H137V115H136ZM146 117V116H145ZM224 115L223 116H221L220 117V119H224ZM230 117V116H229ZM257 117V116H256ZM73 118V119H74ZM77 118V117H76ZM98 118V117H97ZM103 118V117H102ZM101 118V119H102ZM122 118V117H121ZM151 118H153L152 117V115H151ZM155 118V117H154ZM158 118V117H157ZM162 118H164V117H162ZM209 118V117H208ZM251 118H254V117H251ZM31 119V118H30ZM106 119V118H105ZM143 119H144V122H140L139 120V122L141 123V127L139 126L140 124H138V126L141 128L140 130H142L144 127L143 126H145L146 125V127H148V125H147V122H149V119L148 118H146L147 120H145V118L143 117ZM156 119V118H155ZM161 119V118H160ZM166 119V118H165ZM219 119V118H218ZM63 120V122L64 121H66V124L67 125H69L70 123H67V120H64V119H62ZM61 120V121H62ZM72 120V119H71ZM106 120H108V119H106ZM150 120H152V122H155V121H153V119H150ZM175 120H176V117H175ZM202 120V119H201ZM207 120V119H206ZM215 120V119H214ZM80 121H82V120H80ZM86 121H88V120H86ZM109 121V120H108ZM163 121V120H162ZM200 121V120H199ZM209 121H211V120H209ZM213 121V120H212ZM250 121V120H249ZM92 122V121H91ZM107 122V121H106ZM118 122H120V121H118ZM152 122H150V123H152ZM156 122H158V121H156ZM191 122V121H190ZM48 123V122H47ZM98 123H100V121H98ZM97 123V124H98ZM131 123V122H130ZM133 123H135V122H133ZM149 123V126H154L155 124H158V123H160V122H158V123H153L154 125H151ZM165 123V122H164ZM198 123V122H197ZM206 123H210L211 124V122H206ZM121 124V125H120ZM143 124H145V125H143ZM201 123H199V125H200ZM49 125V124H48ZM95 125V124H94ZM117 125L119 126V127H117ZM123 125V126H122ZM130 125V124H129ZM135 126H133L134 127V130L135 129H138L139 127H137L136 128V125L137 124H134ZM194 125H196V124H194ZM130 126H132V125H130ZM197 126V125H196ZM94 127V126H93ZM156 127V126H155ZM77 128V127H76ZM86 128V127H85ZM90 128V127H89ZM152 128V127H151ZM171 128V127H170ZM198 127H196L195 129H197ZM200 128H201V126H200ZM38 129V128H37ZM41 129V128H40ZM45 129V128H44ZM78 129V128H77ZM92 129V128H91ZM155 129H157V128H155ZM154 129V130H155ZM199 129V128H198ZM211 129V130H210ZM47 130V129H46ZM97 130V129H96ZM129 130H126V131H129ZM153 130V129H152ZM192 130V129H191ZM203 130V129H202ZM49 131V130H48ZM85 131V130H84ZM117 131V130H116ZM124 131V130H123ZM200 131V130H199ZM211 131V132H210ZM41 133H42V131H40ZM51 132V131H50ZM102 132L100 133L101 134V136L102 135H104V134H102ZM119 131H117L116 133H118ZM125 132V131H124ZM143 132H144V130H143ZM142 132V133H143ZM146 132V131H145ZM158 132H160L159 130H158ZM162 132H163V130H162ZM182 132V131H181ZM198 132V131H197ZM242 132V134L244 133V132H247L248 133V136H247V138H244V137H241V136H239V137H237L238 135L237 134H239V135H242V134H240ZM86 133V132H85ZM113 133V132H112ZM137 134L138 133H140L139 131L138 132H136ZM142 133L140 134V135H142ZM183 133V132H182ZM181 133V134H182ZM194 133H196V131L194 132ZM30 134V133H29ZM34 134V133H33ZM88 134V133H87ZM181 134H179V135H181ZM246 134V133H245ZM89 135V134H88ZM125 135V134H124ZM193 135V134H192ZM201 135V134H200ZM233 135H236V136H233ZM244 135V134H243ZM247 135V134H246ZM36 136V135H35ZM92 136H94V135H92ZM91 136V137H92ZM144 136V135H143ZM206 136H208L207 138H206ZM215 136V137H214ZM37 137H39V136H37ZM76 137V136H75ZM74 137V138H75ZM146 137H148V136H146ZM170 137V136H169ZM195 137V136H194ZM211 137H214V138H212V139H210ZM228 137H233L232 139L235 141V140H238V139H236V138H239V140H238V142H236V143H232L231 141H233V140H229L228 139ZM236 137V138H235ZM77 138V137H76ZM96 138H99V137H97L96 136ZM126 138V137H125ZM190 138H192V137H190ZM209 138V139H208ZM217 139V141H214V139ZM47 139V138H46ZM78 139V138H77ZM100 139H102V137H100ZM106 139V138H105ZM112 139V138H111ZM138 139V138H137ZM144 139V138H143ZM143 139L141 138L140 139V141H143ZM179 139H180V137H179ZM187 139H189V138H187ZM198 139H199V141H198ZM205 139H206V141H212L213 143H214V145L213 144H211V142L209 141L208 142V146L206 145V142H204L205 141ZM208 139V140H207ZM215 139V140H216ZM25 140V139H24ZM43 140V139H42ZM81 140V139H80ZM88 140V139H87ZM103 140V139H102ZM101 140V141H102ZM113 140V139H112ZM133 140H134V138H133ZM145 140H147L146 142H148L149 140L147 139V138H145ZM144 140V141H145ZM165 140V139H164ZM190 140V139H189ZM193 140V139H192ZM91 141V140H90ZM98 141H100V140H98ZM100 141V142H101ZM106 141V140H105ZM111 141V140H110ZM126 141H127V139H126ZM135 141V140H134ZM133 141V142H134ZM159 141V140H158ZM174 140H172L171 141V143H172V145H173V143L175 144V142H173ZM184 141V140H183ZM21 142V141H20ZM108 142V141H107ZM132 142V143H133ZM137 142V141H136ZM145 142V143H146ZM180 142V141H179ZM216 142V143H215ZM77 143V142H76ZM109 143V142H108ZM140 143V142H139ZM190 143H192V142H190ZM43 144V143H42ZM86 144V143H85ZM91 144V143H90ZM102 144V143H101ZM129 144H131V141H130V143ZM177 144V143H176ZM188 144H189V142H188ZM65 145V144H64ZM64 145H62V146H64ZM67 145V144H66ZM68 145H70V144H68ZM123 145H125V143L123 144ZM138 145H140V144H138L137 143V146ZM143 145H144V143H143ZM171 145V146H172ZM186 148H189L188 149V155H186V157L183 155V154H186V149H185V151L183 150H181L180 152L181 153H183V154H179L178 152H176L177 154H179L180 156L181 155H183V156H181L182 158H186V161H189L188 159H190L189 157H191L192 159H194L191 155H194V153L195 152H193V154H192V152H190L191 151V148L190 147H188L187 145H185V144H183ZM183 145H181V146H183ZM19 146V145H18ZM61 146V145H60ZM91 146V145H90ZM103 146V145H102ZM106 146V145H105ZM142 146V145H141ZM150 146H152V145H150ZM167 146V145H166ZM170 146V147H171ZM15 147V146H14ZM31 147V146H30ZM119 147V146H118ZM124 147V146H123ZM136 147V146H135ZM146 147V146H145ZM144 147V148H145ZM169 147V146H168ZM173 147V146H172ZM179 147V146H178ZM196 147H198V149H199V151H198V149L196 148ZM200 147V148H199ZM211 147V148H210ZM16 148V147H15ZM93 148V147H92ZM112 148H114V147H112ZM117 148V147H116ZM137 148H139V147H137ZM156 148V147H155ZM194 148V149H193ZM201 148H203L204 149V151L201 149ZM64 149H66V148H64ZM109 149V148H108ZM161 149V148H160ZM168 149H170V148H168ZM173 149L174 148H172L171 150L173 151ZM181 149H182V147H181ZM196 149V150H195ZM47 150V149H46ZM86 150V149H85ZM94 150V149H93ZM95 150H96V148H95ZM98 150V149H97ZM96 150V151H97ZM102 149H100V151H101ZM122 150H124V149H122ZM136 150V149H135ZM141 150V149H140ZM151 150V149H150ZM176 150V149H175ZM178 150V149H177ZM103 151H104V149H103ZM125 151V150H124ZM129 151V150H128ZM201 151V152H200ZM204 153H203V152ZM11 152H14V151H11ZM95 152V151H94ZM126 152V151H125ZM132 152V154H133V151L131 150L130 151V153ZM145 152V151H144ZM152 152H154V151H152ZM174 152V151H173ZM207 152V153H206ZM121 154V158L123 159V158H127L128 156H130L131 154H129V152H126V153H128L129 155H126V154H124L123 152V154L121 153V150H120V152H118L117 154ZM159 153H161V151L159 152ZM198 153H196V154H198ZM203 153V154H202ZM147 154V153H146ZM166 155H167V153H165ZM215 154H211V155H215ZM37 155V154H36ZM126 155V157H124ZM149 155V154H148ZM165 155V156H166ZM201 155V156H200ZM83 155H81V157H82ZM119 157H120V155H118ZM134 156V155H133ZM7 157H9V156H7ZM61 157H63V156H61ZM109 157V156H108ZM150 157V156H149ZM171 157V156H170ZM170 157H168L169 159H170ZM188 157V158H187ZM195 157V156H194ZM214 157V156H213ZM3 158H5V157H3ZM2 158V159H3ZM59 158L60 157H53L52 159H53V161L54 162H58L59 161ZM83 158V157H82ZM117 158V157H116ZM115 158V159H116ZM121 158H119V160H121ZM129 158V157H128ZM134 158V157H133ZM145 158H146V156H145ZM174 158H175V156H174ZM176 158H177V156H176ZM175 158V159H176ZM196 158V157H195ZM46 159V158H45ZM61 159V158H60ZM135 159V158H134ZM178 159V158H177ZM47 160V159H46ZM79 160V159H78ZM83 160V159H82ZM131 160H132V157L130 156V162H131ZM141 160H143L142 158H141ZM147 160V159H146ZM173 160V159H172ZM212 160V161H211ZM2 161V160H1ZM124 161H128V160H123V162ZM148 161V160H147ZM152 161H154V160H152ZM164 161H167L166 159H164ZM202 161V162H203ZM41 162V161H40ZM122 162V163H123ZM145 162V161H144ZM175 164H177L176 166H181V169H186V165L184 164V168L182 167V163L183 162H181V161H179V163H178V161H176L175 160ZM196 162H198L199 163V165H198V163H196ZM43 163V162H42ZM84 163V162H83ZM102 163V162H101ZM121 163V162H120ZM187 163V162H186ZM26 164V163H25ZM37 164V163H36ZM107 164V163H106ZM124 164V163H123ZM144 164V163H143ZM162 164V163H161ZM171 164V163H170ZM188 164V166H192V167H194L195 165H190L189 163H187ZM201 164V165H200ZM46 165V164H45ZM127 165V164H126ZM129 165V164H128ZM127 165V166H128ZM130 165H132L131 163H130ZM144 165H146V166H148L147 164H144ZM205 165H207V166H205ZM21 166V165H20ZM103 166V165H102ZM102 166H100V167H102ZM165 166V167H164ZM164 166H160L159 168H163V171H165L166 169H168L169 171L171 170V169H169V167H170V165H164ZM174 166V165H173ZM172 166V169L173 170H177V169H175V167H173ZM203 166H205V167H208L207 168V170H206V168H204ZM35 167V169L37 168L36 166H34ZM43 167V166H42ZM123 167V166H122ZM61 168V167H60ZM157 168V167H156ZM158 168V169H159ZM179 168V167H178ZM42 169H47V168H45V167H43ZM48 169H51V168H48ZM83 169V168H82ZM121 169V168H120ZM155 169V167L153 168V170ZM154 170L153 171V173H155L154 175L156 176H158L159 175V178L160 179H162L160 176H162V175H160V173L161 172H159V170ZM180 169V168H179ZM204 169V170H203ZM187 170V169H186ZM206 170V171H205ZM152 171V170H151ZM175 171H173L174 173H175ZM200 171V172H201ZM147 171H145V173H146ZM158 172V173H157ZM166 172V171H165ZM195 172V171H194ZM172 173V172H171ZM177 173H181V172H179V171H177ZM190 173V172H189ZM103 174V173H102ZM147 174V173H146ZM162 174V173H161ZM166 174L168 175V172H166ZM176 174V173H175ZM175 174H173V175H175ZM30 175V174H29ZM33 175V174H32ZM85 175V174H84ZM148 175H150L149 173H148ZM191 175V174H190ZM193 175H195V174H193ZM84 177V176H83ZM165 177H167V176H165ZM188 177H189V175H188ZM197 177V176H196ZM198 177H200L199 175H198ZM38 178V177H37ZM182 179V178H186V179H188V180H180V179ZM35 179V178H34ZM65 179V178H64ZM155 179V178H154ZM195 181H194V180ZM90 180H91V178H90ZM163 180H164V177H163ZM200 180V181H199ZM56 181V180H55ZM71 181V180H70ZM139 181V180H138ZM144 181V180H143ZM148 181H149V179H148ZM151 181H153V182H156V181H154L153 179H151ZM30 182V180L27 182V183H29ZM64 183H63V185L64 184H66L65 183V181H63ZM145 182V181H144ZM172 182V181H171ZM204 182H208V186L207 187H202L201 185L202 184H204ZM87 183H89V182H87ZM147 183V185H149L150 186V188H152V189H154V190H156L155 188H153V185H150V184H148L149 182H146ZM167 183H168V181H167ZM167 183H164V184H167ZM200 184V187H197V185H199ZM22 184H24L23 182H22ZM32 184V183H31ZM133 184V183H132ZM139 184V183H138ZM160 184H162L161 182H160ZM141 185H143V184H141ZM156 185V184H155ZM33 186V185H32ZM74 186H76V185H74ZM73 186V188H75ZM94 186V185H93ZM96 186V185H95ZM95 186L93 187V188H95ZM140 186V185H139ZM162 186V185H161ZM160 185H158L157 187H161ZM22 187H24V186H22ZM21 187V188H22ZM28 187V186H27ZM50 187H52L51 185H50ZM58 187V186H57ZM57 187H55V188H57ZM54 188V189H55ZM71 188V187H70ZM69 188V189H70ZM90 188V187H89ZM117 188V187H116ZM134 188V187H133ZM139 188H141V187H139ZM146 188V187H145ZM149 188V189H150ZM164 188V187H163ZM58 189V188H57ZM90 189H92V188H90ZM118 189V188H117ZM29 190V189H28ZM93 190V189H92ZM148 190V189H147ZM158 190V189H157ZM57 191V190H56ZM55 191V192H56ZM123 191V190H122ZM133 191V189H132V186H131V192ZM30 192V194L31 193H35L36 191H34L33 192V190H32V192L31 191H29ZM29 192L28 193H25L24 195H29ZM55 192H53V193H55ZM76 192V191H75ZM93 192V191H92ZM124 192V191H123ZM134 192H135V190H134ZM150 192V191H149ZM167 192V191H166ZM58 193V192H57ZM114 193V192H113ZM122 193V192H121ZM160 193H162V192H160ZM44 194H46V192L44 193ZM117 194H119V193H117ZM125 194H127L126 192H125ZM128 194H129V192H128ZM145 194V193H144ZM147 194V193H146ZM153 195H154V193H152ZM47 195V194H46ZM55 195V194H54ZM113 195V194H112ZM123 195V194H122ZM149 195V194H148ZM157 195V194H156ZM164 195V194H163ZM170 195V196H169ZM114 196V195H113ZM158 196H159V193H158ZM162 195H160V198L159 199H161L162 200V197H161ZM165 196V197H166ZM50 197V196H49ZM55 197V196H54ZM119 197H121V194L119 195ZM127 197V196H126ZM141 197V196H140ZM26 199H27V197H25ZM111 198V197H110ZM128 198H129V200H131L132 201V199H130V196H128ZM132 198V197H131ZM150 198V197H149ZM156 198V197H155ZM19 199V198H18ZM77 199V198H76ZM111 199H115V198H111ZM110 199V200H111ZM119 200L121 199V198H118ZM151 199V198H150ZM51 200V199H50ZM54 200V199H53ZM122 200V199H121ZM128 200V199H127ZM128 200V201H129ZM144 200V199H143ZM23 201V200H22ZM25 201V200H24ZM112 201V200H111ZM124 200H122V202H123ZM130 201V202H131ZM142 201V200H141ZM147 201V200H146ZM145 201V202H146ZM149 201V200H148ZM4 202V201H3ZM50 202V201H49ZM52 202V201H51ZM114 201H112V203H113ZM121 202V203H122ZM144 202V201H143ZM115 203V202H114ZM120 203V202H119ZM118 203V204H119ZM148 203V202H147ZM162 203V202H161ZM116 204V203H115ZM114 204V205H115ZM123 204V203H122ZM131 204V203H130ZM132 204H133V202H132ZM132 204H131V206H132ZM163 204V203H162ZM124 205V204H123ZM160 205V204H159ZM116 206V205H115ZM115 206H109L110 208L112 207H115ZM125 206L127 207V205L125 204ZM129 206V205H128ZM117 207V206H116ZM133 207V209H134V206H132ZM136 207H138L139 208V205H137ZM143 207V206H142ZM110 208H108V209H110ZM118 208H119V206H118ZM123 208V207H122ZM128 208V207H127ZM131 208V207H130ZM130 208H128V210H125V211H127V212H125V213H127L126 215L128 216V217H126V218H129V216L132 214V213H134V211L135 210H133V212L131 211V213L129 212L130 210ZM97 209H98V207H97ZM106 208H102V210L104 211ZM93 210H94V208H93ZM96 210V209H95ZM110 210H112V209H110ZM131 210H132V208H131ZM151 210V209H150ZM158 210V209H157ZM160 210V209H159ZM72 211V210H71ZM107 211V210H106ZM114 213H116L115 212V210H114V208H113V210H112ZM148 211H149V213H148ZM0 212H3V211H1L0 210ZM15 212V211H14ZM88 212V211H87ZM97 212H99V211H96V213L95 214H97ZM120 212V211H119ZM135 212H137V211H135ZM86 213V212H85ZM114 213H112L113 215H115ZM159 213V214H158ZM15 214H18L17 213V211H16V213ZM60 214H62V213H60ZM101 214H105V213H101ZM107 214V213H106ZM110 215H111V213H109ZM130 214V215H129ZM6 215V214H5ZM34 215V214H33ZM43 215V214H42ZM86 215H87V213H86ZM86 215L83 217L82 216V218H85V219H87L86 218ZM90 215V214H89ZM88 215V216H89ZM116 215H117V213H116ZM116 215H115V218H117L116 217ZM146 215V216H145ZM148 215V216H147ZM149 215H151V216H149ZM1 216V215H0ZM94 216H97L98 217V215H94ZM118 216V215H117ZM124 216H125V214H124ZM123 216V217H124ZM135 216H137V215H135ZM30 217V216H29ZM42 217V216H41ZM80 217V216H79ZM96 217V218H97ZM121 217V216H120ZM123 217H121L120 219H122ZM134 216H132L131 215V218H133ZM143 217V218H142ZM151 217H154L155 219H150ZM9 218V217H8ZM102 219V221L104 222V217H101ZM114 218V217H113ZM119 218V217H118ZM117 218V219H118ZM5 219H7V218H5ZM85 219H83L85 222H86V226H87V224H89L88 226H90V223H88L87 222V220H85ZM91 219V218H90ZM89 219V220H90ZM100 219V218H99ZM107 219V218H106ZM130 219V218H129ZM135 219V218H134ZM137 219H140V217H138ZM141 219H140V221H141ZM82 220V219H81ZM88 220V221H89ZM108 221H112L111 220V216H109V218L107 219ZM131 220V219H130ZM144 220V219H143ZM2 221V220H1ZM97 221H98V219H97ZM96 221V222H97ZM117 221V220H116ZM2 222H4V221H2ZM78 222H80V220L78 219ZM95 222V227L94 228H97L96 226V223ZM133 222V221H132ZM75 223V222H74ZM92 224H93V222H91ZM115 223V222H114ZM29 224V223H28ZM31 224V223H30ZM73 224V223H72ZM79 224H82L81 222L79 223ZM103 224H106V222H104ZM0 225H2V223H0ZM65 225H67V224H65ZM71 225V224H70ZM83 226H85L84 224H82ZM74 226H75V224H74ZM77 226H78V224H77ZM135 226V227H134ZM8 227V226H7ZM18 227V226H17ZM16 227V228H17ZM20 227V226H19ZM76 227V226H75ZM102 227V226H101ZM108 227H110L109 229H111V226H109L108 225ZM58 228H59V226H58ZM77 228V227H76ZM88 228V227H87ZM90 228H92V227H90ZM99 228V227H98ZM3 229V228H2ZM64 229L66 230V228H62V230H60L61 232L62 231H64ZM75 229V228H74ZM84 229V230H83ZM85 229L86 228H82V229H80V230H82V231H85ZM103 229V228H102ZM105 229H107V227L106 228H104L103 230H101V231H105ZM8 230V229H7ZM79 230V229H78ZM78 230H76L75 229V233H79L80 234V230H79V232H77ZM87 230H89V229H87ZM117 230V229H116ZM55 230H53V232H54ZM100 231V233H102ZM109 231V230H108ZM9 232V231H8ZM12 232V231H11ZM48 232V231H47ZM49 232H50V230H49ZM52 232V233H53ZM70 232H71V230H70ZM94 233V231H91V233H89L88 235H89V237H90V239H92V238H94L96 235L95 234H93ZM96 232H98V235H99V229H97V231ZM55 233V232H54ZM104 233H108V232H104ZM111 233V232H110ZM71 234V233H70ZM86 234V233H85ZM97 234V233H96ZM77 235V234H76ZM97 235V236H98ZM64 236V235H63ZM68 236V235H67ZM66 236V237H67ZM77 236H80V235H77ZM83 236V235H82ZM96 236V237H97ZM70 237V236H69ZM108 237V238H107ZM52 238V237H51ZM62 238V237H61ZM71 238V237H70ZM70 238H68V240L70 241ZM80 239H83V237L81 238V236L79 237ZM107 238V239H106ZM62 239H64V238H62ZM61 239V240H62ZM87 239H88V237H87ZM264 239V238H263ZM66 240H67V238H66ZM65 240V241H66ZM83 240H85V239H83ZM89 240V239H88ZM96 240V239H95ZM56 241V240H55ZM73 241H74V239H73ZM76 241V240H75ZM74 241V242H75ZM90 241V240H89ZM77 242V241H76ZM93 242V241H92ZM96 242V241H95ZM59 243V242H58ZM83 243V242H82ZM27 244V243H26ZM64 244H67V243H62L61 245H62V247H64L63 245ZM28 245H29V243H28ZM55 245V244H54ZM76 245H78V244H76ZM262 245V244H261ZM260 245V246H261ZM30 246H32V245H30ZM55 246H57V245H55ZM78 246H80V245H78ZM257 246H258V244H257ZM76 247V246H75ZM256 247V246H255ZM254 247V248H255ZM26 249V248H25ZM81 249V248H80ZM94 249V250H93ZM252 249V248H251ZM261 249H263L264 250V243H263V246L261 247ZM63 250H65V249H63ZM68 250V249H67ZM69 250H71L72 252H73V250H75L76 252H77V249H72V247H70L69 248ZM79 251V250H78ZM88 251V250H87ZM253 251V250H252ZM25 253L27 252V251H24ZM67 251H65L64 253H66ZM70 252V251H69ZM80 252V251H79ZM78 253V252H77ZM26 255V254H25ZM254 256V255H253ZM252 256V257H253ZM62 257V256H61ZM255 257H257V256H255ZM259 257V256H258ZM27 258V257H26ZM44 258V257H43ZM69 257H63V260H69L68 259ZM42 259V258H41ZM75 260V261H74ZM42 261V260H41ZM71 262H68V261H64V262H62L61 261V258L58 260V262H57V264H68V263H71ZM28 264V263H27ZM37 264H39V263H37ZM45 264H47L46 262H45ZM72 264V263H71Z\"/></svg>",
	"mask_w": 264,
	"mask_h": 264
}]
</instances>
